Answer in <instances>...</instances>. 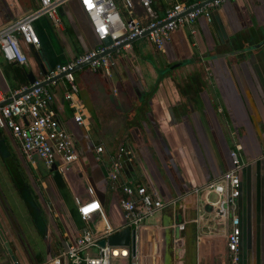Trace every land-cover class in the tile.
<instances>
[{"label": "crops", "instance_id": "obj_1", "mask_svg": "<svg viewBox=\"0 0 264 264\" xmlns=\"http://www.w3.org/2000/svg\"><path fill=\"white\" fill-rule=\"evenodd\" d=\"M177 1L200 0H153V7L162 14L165 7ZM37 7L39 0H0V28ZM59 15L58 26L46 16L33 22L40 42L38 49L21 43L28 57L24 67L35 75L39 74L41 63H65L98 43L77 0L63 5ZM193 30L191 33L188 26L174 30L164 51L156 50L152 44L144 49L136 40L147 37L137 38L130 51L114 54L116 65L110 76L93 71L103 75L105 88L87 76L91 69H76L86 126L74 121L73 110L63 100L64 82L59 80L52 87V108L73 134L79 158L69 170L72 173L57 171L60 178L50 172L54 180L57 177L66 184L68 192L60 197L66 211L49 216L45 235L34 229L44 245L46 260L64 248L65 234L76 235L92 220H98L94 217L86 225L70 212L76 208L74 197H86L87 185L96 189L110 224L120 223V210L106 178L109 156L120 144H128L135 151L123 179L144 184L162 197L184 194L218 177L231 167L229 152L237 145L246 162L239 174L236 210L241 230L240 262L264 264V0H227L211 10L209 19L198 17ZM19 66L5 61L0 54V91L7 99L23 85ZM112 75L119 88L116 97L109 100L103 92ZM113 114L123 116L121 125L118 120L109 121ZM110 122L114 132L124 128L120 141L94 143L90 133L93 125L100 130V126L105 129ZM96 145L104 148L101 162L94 158ZM36 168V163L30 166L25 159L9 130L0 128V202L4 200L6 177L10 182L23 181V171L34 184L30 170ZM206 200L207 192L203 191L199 196L189 194L181 202L186 206L181 210L184 231L190 226L193 240L184 235L179 241L184 260L175 259V264H228L221 226L213 227L211 215L206 214L196 231L191 221L196 215L188 216ZM100 223L97 230L103 227ZM0 224L4 223L0 220ZM14 234L16 237L10 238L14 243L2 242L0 236V264H40L35 258L36 246H31L26 236L24 239L20 234V239ZM211 251L216 253L213 258H209Z\"/></svg>", "mask_w": 264, "mask_h": 264}, {"label": "built area", "instance_id": "obj_2", "mask_svg": "<svg viewBox=\"0 0 264 264\" xmlns=\"http://www.w3.org/2000/svg\"><path fill=\"white\" fill-rule=\"evenodd\" d=\"M71 0H39V7L26 15L9 22L0 28V54L2 58L18 65H27L28 57L21 43L40 47L38 35L33 22L41 16H46L58 26L61 24L59 9ZM88 20L91 30L98 43L73 59L56 64L48 70L41 80L25 83L20 89L11 92L10 101L0 91V128H7L12 137L19 143L25 159L35 164L39 159L44 167L49 169L56 164V170L66 173L79 158L76 141L73 134L52 108L55 95L52 87L59 80L63 84V100L73 110L74 121L86 126L83 106L79 99V86L74 75L75 67L92 59L86 66L94 71H101L106 76L116 65L115 53L128 52L133 47L135 38L146 36L158 51H164L165 43L170 40L171 33L184 26L191 28L200 16L210 18V12L227 0H200L196 2L177 1L159 14L153 7V0H77ZM110 37L111 44L104 45L102 40ZM122 44L119 48L105 53L106 50ZM105 53V54H104ZM102 54V55H100ZM84 67V66H83ZM63 74L59 79L55 76ZM42 82H46L42 84ZM27 90V91H26ZM18 97L16 95L24 92ZM104 148L94 147L95 160L101 162ZM231 167L218 177L210 180L202 187H194L184 194L164 200L154 189L141 183H129L123 179L126 169L135 158L134 149L128 144H120L109 156L107 167L108 189L113 194L120 210L121 221L113 226L107 218V213L96 196V189L86 186V197L73 198L77 215L88 225L94 217L99 218L103 227L94 232L90 226L77 231L76 235L65 234L64 248L46 261V264H116V260L125 264H141L142 227L141 223L165 209H174L177 202H182L189 194L200 195L210 191L219 195L218 205L210 200L199 203L196 217L192 223L198 227L203 215L210 214L213 227L221 226L226 238V257L228 264L240 262V219L236 214L237 199L240 195V171L246 166L237 145L229 152ZM181 203V204H182ZM201 204V206H200ZM185 209L183 205H180ZM201 212V213H200ZM160 225V224H158ZM128 227L135 230V254L132 255L131 245H100V240L112 233ZM144 227V226H143ZM148 227V226H145ZM184 227V223L180 228ZM138 230H140L138 232ZM94 249V252L89 250Z\"/></svg>", "mask_w": 264, "mask_h": 264}, {"label": "rangeland", "instance_id": "obj_3", "mask_svg": "<svg viewBox=\"0 0 264 264\" xmlns=\"http://www.w3.org/2000/svg\"><path fill=\"white\" fill-rule=\"evenodd\" d=\"M140 41H142L143 43H140ZM136 42H138V44L142 47V48H147L150 44H152L149 39L147 40V38H142V39H137ZM78 49L80 48L79 45ZM122 52V51H121ZM151 58H149L148 61H150ZM83 69L85 70H89V66H84ZM87 76H91V81H95L97 80V83L100 84V87L105 88L106 86H104V84H102L101 80H104L102 74L100 73H96L97 75H95L93 73V71L90 73H86ZM93 75V76H92ZM114 75H112L110 78V81L108 82V86L106 89H104L103 95L105 96V98L109 99V100H113L116 97V92L118 90V86L116 84V82L114 81L113 78ZM119 92H121V89L119 90ZM121 116V115H120ZM118 116V114H113L112 116H110L111 119H109V121H115V120H122L123 116ZM93 120L96 121L95 116L93 115ZM120 122V121H119ZM95 124V123H94ZM113 122H110L109 124H107L105 129L103 127L100 126V130L99 127L96 125H93V128L91 129L90 133H91V137L94 143H96L98 140L102 141V142H108L110 141V143H116L119 142L121 139V135L122 132L124 130L123 127H121L118 131L114 132L113 130H115L114 128H110V126H112ZM122 123L120 122V125ZM106 130V131H105ZM36 163V169H32V171L30 170V172L32 173L33 177L35 178V182H34V186L35 189L39 192V196L35 195V189H33L32 185H31V181L29 176L27 175L26 172H21V176H22V180H18L16 179L14 182H10L9 179L6 177V185L3 187V192H2V196L4 197V202H0V220L4 223V224H0V236L2 238V242H10V238L12 237H16L14 232L16 234L19 235L20 239L23 237L24 239H28L30 241L31 246L35 247V250L38 251V253L41 255L42 258V262L40 264H46V252L44 250V245L42 244V241H39L40 238L35 234V226L32 222L31 219V214L29 212V208H28V203L32 202L38 206L41 215L44 217V219L46 220V222H49V216H53L54 214H60L65 212L66 210L64 209V202L62 201V199L60 197L62 196V193L60 192V188L58 187L57 183H56V178L55 180L53 179L52 176H50V172L44 167V165L42 164V162L36 158L35 160ZM31 166V164H30ZM70 172V171H69ZM68 172V173H69ZM30 173V177L31 180H34L33 177L31 176ZM72 173V172H70ZM59 181V180H57ZM61 181V179H60ZM59 181V182H60ZM62 186H64L67 189L66 184H61ZM60 185V186H61ZM81 187H83V185H81ZM1 191V189H0ZM24 195H28V201L27 202L26 198L24 197ZM207 199L212 201L214 203V205H218V201H219V195L215 194L213 192H209L207 193ZM34 204V205H35ZM31 205V204H30ZM161 215L162 212H158L155 213L151 216H147L145 218V220L141 223V227L143 226H148V227H152L154 226L156 229H158L159 231V237H160V224L161 223ZM196 213L195 211H190L188 216L192 217L195 216ZM101 220H92L91 221V225H90V229L93 230L94 232L97 231V227H99L101 225ZM194 224L195 229L198 227ZM3 225V226H1ZM9 226V227H8ZM2 227H5L7 230V234L5 233L4 229ZM52 229V227L50 228ZM196 229V231H197ZM140 230H138L139 232ZM14 236H13V234ZM20 234H22V237L20 236ZM184 235L186 238H188L189 240L192 238L193 240V233L191 231L190 226L186 227V230L184 231ZM26 236V238L24 237ZM53 238H55V234L52 233ZM160 239V245H159V249H158V255L156 256L157 259V264H161V238ZM5 242V243H6ZM11 242H15L12 241ZM212 244H215V241H212ZM12 247V245H11ZM224 247V244L222 245V248ZM4 249V248H3ZM5 250V249H4ZM1 251H3L0 247V253ZM91 252H94V249L89 250ZM3 253V252H2ZM1 253V254H2ZM219 253V251H218ZM220 254V253H219ZM214 256H216V253L214 251L209 252V258H213ZM45 258V259H44ZM2 258H0L1 260ZM4 261H7V259H5ZM116 264H125L126 262L124 261H119L116 260L115 262ZM9 264V262H8Z\"/></svg>", "mask_w": 264, "mask_h": 264}, {"label": "water", "instance_id": "obj_4", "mask_svg": "<svg viewBox=\"0 0 264 264\" xmlns=\"http://www.w3.org/2000/svg\"><path fill=\"white\" fill-rule=\"evenodd\" d=\"M148 33V31H145L142 35H146ZM137 38H135L134 40H136ZM111 39L110 37H106L102 40V43L104 45H110L111 44ZM264 42V40H263ZM122 44L112 47L108 50L105 51V53L111 52L117 48H119ZM258 46V45H255ZM94 47V46H93ZM92 48V47H91ZM87 50H85L86 52ZM104 53V54H105ZM102 55V54H100ZM37 58L36 60H40V58L38 57V55H35ZM97 56H95L92 59H95ZM92 59H88L84 62H82L81 64H78L75 69L81 68L83 66H86L88 63H90V61ZM55 66L51 65L48 61L44 64H40L39 65V74L35 75L34 72L32 70L28 71L26 74V83L32 84L35 82V80H41L44 76V74L50 70L51 68H53ZM63 76V74H59L57 76H55V79H59ZM46 82H42V84H45ZM27 91V90H26ZM25 93L22 92L18 95H16L15 97L20 96L21 94ZM6 101H10V98L6 99ZM49 172L56 173V164H54L50 169ZM39 195V192H38ZM180 195V194H179ZM40 197V196H39ZM170 197H164V200L169 199ZM181 203L177 202L174 206V209H170L167 208L162 212L161 215V223H160V232H161V251H162V259H161V264H175V259H179L181 261L184 260L183 256H180L181 250H182V246H180L179 241L181 239H183L184 237V227L180 228V225L183 223L184 219L182 216V211H181ZM71 214L73 215L75 220L80 219L79 216L77 215V211L76 208L74 210L70 211ZM118 225V224H116ZM134 237H135V230H130L128 227L122 228L112 234H110L106 240L105 239H101L100 240V245H104L105 243L107 245H131L132 248V255L135 254V243H134ZM5 246L7 247L8 245L5 244Z\"/></svg>", "mask_w": 264, "mask_h": 264}, {"label": "bare ground", "instance_id": "obj_5", "mask_svg": "<svg viewBox=\"0 0 264 264\" xmlns=\"http://www.w3.org/2000/svg\"><path fill=\"white\" fill-rule=\"evenodd\" d=\"M158 229L155 227H142L141 264H157L158 255ZM162 252V251H161Z\"/></svg>", "mask_w": 264, "mask_h": 264}, {"label": "trees", "instance_id": "obj_6", "mask_svg": "<svg viewBox=\"0 0 264 264\" xmlns=\"http://www.w3.org/2000/svg\"><path fill=\"white\" fill-rule=\"evenodd\" d=\"M189 3V2H188ZM18 65V64H17ZM19 69L21 70V73H22V83L25 84L26 83V74L28 72V70L23 66V65H20L19 66ZM58 179H56V183L58 185V187L62 184L61 181H57ZM61 188V187H60ZM38 193V192H37ZM35 195L37 196V194L35 193ZM24 197L27 199L26 201H28V195H24ZM31 204V205H30ZM32 202L28 203V208H29V212L31 214V219H32V222L35 226V230L37 231V233L41 236L45 235V225H46V221L44 219V217L41 215L40 213V210L38 208V206ZM35 258L36 260L40 263L42 262V258H41V255L39 253H37L35 255Z\"/></svg>", "mask_w": 264, "mask_h": 264}, {"label": "flooded vegetation", "instance_id": "obj_7", "mask_svg": "<svg viewBox=\"0 0 264 264\" xmlns=\"http://www.w3.org/2000/svg\"><path fill=\"white\" fill-rule=\"evenodd\" d=\"M56 174H57V172H56L54 175H55V176H58V177H60V178L62 177L61 174H60V175H59V174L56 175ZM55 178H57V177H55ZM34 179H35V178H34ZM58 180H60V179H58ZM31 185H32L33 189H35L34 184L31 183ZM60 187H61V188H60ZM59 188L61 189L60 192L62 193V196L65 197V196H66V193L68 192V190H67L64 186H62V185L59 186ZM34 191H35V193L37 194L38 191H37L36 189H35ZM160 227H161V226H160ZM157 235H158V249H159V245H160L159 231H157ZM161 259H162V252H161Z\"/></svg>", "mask_w": 264, "mask_h": 264}]
</instances>
